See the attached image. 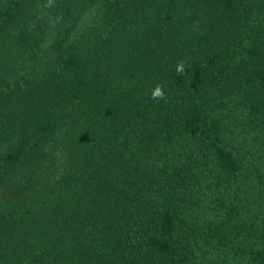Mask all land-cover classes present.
<instances>
[{
	"label": "trees",
	"instance_id": "16d2710c",
	"mask_svg": "<svg viewBox=\"0 0 264 264\" xmlns=\"http://www.w3.org/2000/svg\"><path fill=\"white\" fill-rule=\"evenodd\" d=\"M47 3L0 0V264H264V0Z\"/></svg>",
	"mask_w": 264,
	"mask_h": 264
},
{
	"label": "clouds",
	"instance_id": "9594fccd",
	"mask_svg": "<svg viewBox=\"0 0 264 264\" xmlns=\"http://www.w3.org/2000/svg\"><path fill=\"white\" fill-rule=\"evenodd\" d=\"M52 6V0H48V3L45 5V7ZM186 64L187 61L184 59H181L177 62L175 68L177 75H185L186 74ZM150 99L152 100H165L166 94L164 92V86L162 84H157L153 90H151V96Z\"/></svg>",
	"mask_w": 264,
	"mask_h": 264
}]
</instances>
